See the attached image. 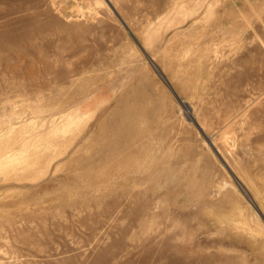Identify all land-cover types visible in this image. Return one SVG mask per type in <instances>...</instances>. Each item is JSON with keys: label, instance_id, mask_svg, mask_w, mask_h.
Listing matches in <instances>:
<instances>
[{"label": "rangeland", "instance_id": "rangeland-1", "mask_svg": "<svg viewBox=\"0 0 264 264\" xmlns=\"http://www.w3.org/2000/svg\"><path fill=\"white\" fill-rule=\"evenodd\" d=\"M0 264H264V0H0Z\"/></svg>", "mask_w": 264, "mask_h": 264}, {"label": "water", "instance_id": "water-1", "mask_svg": "<svg viewBox=\"0 0 264 264\" xmlns=\"http://www.w3.org/2000/svg\"><path fill=\"white\" fill-rule=\"evenodd\" d=\"M153 63H154V62H153ZM157 71H158V73L164 78L162 72H161L160 70H158V69H157ZM164 79H165V78H164ZM165 80H166V79H165Z\"/></svg>", "mask_w": 264, "mask_h": 264}, {"label": "bare ground", "instance_id": "bare-ground-1", "mask_svg": "<svg viewBox=\"0 0 264 264\" xmlns=\"http://www.w3.org/2000/svg\"><path fill=\"white\" fill-rule=\"evenodd\" d=\"M79 112V111H78ZM75 117V116H74ZM77 117V116H76ZM72 118V117H71ZM78 118V117H77ZM247 192V191H246Z\"/></svg>", "mask_w": 264, "mask_h": 264}]
</instances>
